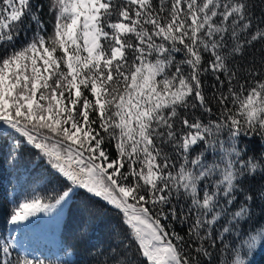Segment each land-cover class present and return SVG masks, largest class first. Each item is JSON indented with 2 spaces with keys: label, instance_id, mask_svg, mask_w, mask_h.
<instances>
[{
  "label": "snow or ice",
  "instance_id": "6c2138e0",
  "mask_svg": "<svg viewBox=\"0 0 264 264\" xmlns=\"http://www.w3.org/2000/svg\"><path fill=\"white\" fill-rule=\"evenodd\" d=\"M258 45L264 0H0V141L13 165L36 150L62 185L9 223L62 214L81 190L122 216L96 264H251L264 248ZM17 244L0 236V264H45Z\"/></svg>",
  "mask_w": 264,
  "mask_h": 264
},
{
  "label": "trees",
  "instance_id": "16d2710c",
  "mask_svg": "<svg viewBox=\"0 0 264 264\" xmlns=\"http://www.w3.org/2000/svg\"><path fill=\"white\" fill-rule=\"evenodd\" d=\"M254 3L259 5L260 0H254ZM255 12L260 15L259 7ZM259 47L251 50L257 61L264 55ZM212 82L209 77L205 84L209 93ZM9 143L0 141V236L15 237L18 241L14 255L27 254L30 258L44 260L45 264H57V261L60 264H96L97 253L110 243V233L123 228L121 214L99 198L78 190L62 214L39 213L31 218L28 228L10 224V212L16 203L33 194L47 197L59 191L62 185L57 183L47 163L39 159L34 149L25 148L22 160L16 165L11 164ZM257 213L259 223H264L259 209ZM175 227L184 234L181 225ZM250 261L251 264H264V248L258 247Z\"/></svg>",
  "mask_w": 264,
  "mask_h": 264
}]
</instances>
